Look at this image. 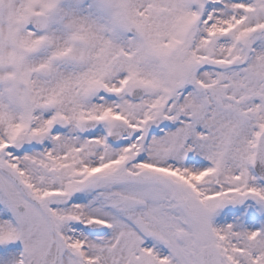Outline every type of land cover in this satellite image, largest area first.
<instances>
[{
	"label": "snow or ice",
	"instance_id": "obj_1",
	"mask_svg": "<svg viewBox=\"0 0 264 264\" xmlns=\"http://www.w3.org/2000/svg\"><path fill=\"white\" fill-rule=\"evenodd\" d=\"M0 264H264V0H0Z\"/></svg>",
	"mask_w": 264,
	"mask_h": 264
}]
</instances>
